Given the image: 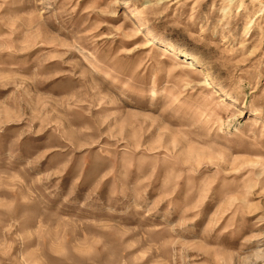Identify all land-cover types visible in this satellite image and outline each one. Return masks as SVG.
Segmentation results:
<instances>
[{
	"label": "rangeland",
	"instance_id": "obj_1",
	"mask_svg": "<svg viewBox=\"0 0 264 264\" xmlns=\"http://www.w3.org/2000/svg\"><path fill=\"white\" fill-rule=\"evenodd\" d=\"M0 264H264V0H0Z\"/></svg>",
	"mask_w": 264,
	"mask_h": 264
},
{
	"label": "bare ground",
	"instance_id": "obj_2",
	"mask_svg": "<svg viewBox=\"0 0 264 264\" xmlns=\"http://www.w3.org/2000/svg\"><path fill=\"white\" fill-rule=\"evenodd\" d=\"M165 50V49H164ZM180 54L182 55V56H184L185 55V53H183V52H180ZM195 60V59H194ZM193 59H192V61H194ZM196 61V60H195ZM199 61V60H198ZM191 62V61H190ZM197 62V61H196ZM197 64V63H196Z\"/></svg>",
	"mask_w": 264,
	"mask_h": 264
}]
</instances>
